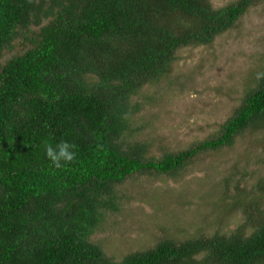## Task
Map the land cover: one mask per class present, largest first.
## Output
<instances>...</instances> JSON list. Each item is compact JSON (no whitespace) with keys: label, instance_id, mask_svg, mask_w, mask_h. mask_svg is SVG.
Listing matches in <instances>:
<instances>
[{"label":"trees","instance_id":"trees-1","mask_svg":"<svg viewBox=\"0 0 264 264\" xmlns=\"http://www.w3.org/2000/svg\"><path fill=\"white\" fill-rule=\"evenodd\" d=\"M262 1L0 0V264H264L263 176L249 193L236 182L241 198L224 211L242 222L229 232L165 234L120 259L98 236L127 181L178 176L264 129L256 74L235 111L187 148L152 154L139 120L152 99L143 89L170 73L178 50L210 45ZM60 141L76 157L57 169L44 145Z\"/></svg>","mask_w":264,"mask_h":264},{"label":"rangeland","instance_id":"rangeland-1","mask_svg":"<svg viewBox=\"0 0 264 264\" xmlns=\"http://www.w3.org/2000/svg\"><path fill=\"white\" fill-rule=\"evenodd\" d=\"M228 0H211L221 6ZM264 59V1L250 6L233 28L210 45L184 47L168 75L146 86L139 120L151 152L187 148L215 132L240 105ZM264 177V129L248 131L222 150L201 154L178 176L141 177L120 187L121 210L106 217L98 236L109 255L145 249L165 235L186 239L199 233L229 232L240 211L224 206ZM242 193V194H243ZM169 230H168V229ZM167 229V233L165 231Z\"/></svg>","mask_w":264,"mask_h":264},{"label":"clouds","instance_id":"clouds-1","mask_svg":"<svg viewBox=\"0 0 264 264\" xmlns=\"http://www.w3.org/2000/svg\"><path fill=\"white\" fill-rule=\"evenodd\" d=\"M256 79L258 81L264 79V72L256 73ZM74 147L67 141H60L55 146L45 142L44 154L55 168L60 169L74 161L76 157Z\"/></svg>","mask_w":264,"mask_h":264}]
</instances>
